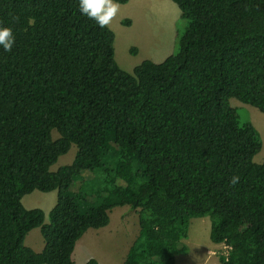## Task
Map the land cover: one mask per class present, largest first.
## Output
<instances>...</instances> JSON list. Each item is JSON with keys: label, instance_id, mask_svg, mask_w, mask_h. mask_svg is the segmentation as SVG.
I'll return each mask as SVG.
<instances>
[{"label": "trees", "instance_id": "trees-1", "mask_svg": "<svg viewBox=\"0 0 264 264\" xmlns=\"http://www.w3.org/2000/svg\"><path fill=\"white\" fill-rule=\"evenodd\" d=\"M173 1L178 51L131 73L80 0H0L15 37L0 46V264H75L79 239L125 205L140 231L123 264H175L204 216L228 248L219 264H264L263 140L231 104L264 112V0ZM34 190L58 192L49 222L23 203ZM37 227L42 251L25 243Z\"/></svg>", "mask_w": 264, "mask_h": 264}, {"label": "rangeland", "instance_id": "rangeland-1", "mask_svg": "<svg viewBox=\"0 0 264 264\" xmlns=\"http://www.w3.org/2000/svg\"><path fill=\"white\" fill-rule=\"evenodd\" d=\"M115 2V1H113ZM117 3V2H116ZM119 4L116 15L109 23L115 33V57L120 67L133 73L134 68L146 59L161 62L179 49V38L184 34L187 23L181 19V11L173 0H131ZM136 49L137 53L131 52ZM242 116L248 115L261 133L263 146L254 161H264V112L237 98L231 99ZM54 137L59 133L54 130ZM77 145L60 156L52 166L57 170L62 165L73 162ZM90 177V172H86ZM79 186V183H76ZM58 199L57 190L43 192L34 190L23 198L26 208H41L49 213ZM111 221L106 227L90 228L77 242L73 258L75 264H88L95 259L99 264H123L130 246L139 235V209L129 205L115 207L110 212ZM209 216L193 217L190 220L188 237L182 243L188 250L176 256L175 264H219L220 256L228 248L223 243H215L210 237ZM27 246L42 251L45 245L40 227L31 230L25 240Z\"/></svg>", "mask_w": 264, "mask_h": 264}, {"label": "clouds", "instance_id": "clouds-1", "mask_svg": "<svg viewBox=\"0 0 264 264\" xmlns=\"http://www.w3.org/2000/svg\"><path fill=\"white\" fill-rule=\"evenodd\" d=\"M118 9L119 4L113 2V0H80L81 13L93 19L100 28L109 25ZM14 40L12 29L0 26V46L5 51L12 50ZM237 180L238 177H234L232 182L236 183Z\"/></svg>", "mask_w": 264, "mask_h": 264}, {"label": "crops", "instance_id": "crops-1", "mask_svg": "<svg viewBox=\"0 0 264 264\" xmlns=\"http://www.w3.org/2000/svg\"><path fill=\"white\" fill-rule=\"evenodd\" d=\"M130 1H131V0H130ZM130 1H129V2H130Z\"/></svg>", "mask_w": 264, "mask_h": 264}, {"label": "built area", "instance_id": "built-area-1", "mask_svg": "<svg viewBox=\"0 0 264 264\" xmlns=\"http://www.w3.org/2000/svg\"><path fill=\"white\" fill-rule=\"evenodd\" d=\"M227 253V252H226Z\"/></svg>", "mask_w": 264, "mask_h": 264}]
</instances>
